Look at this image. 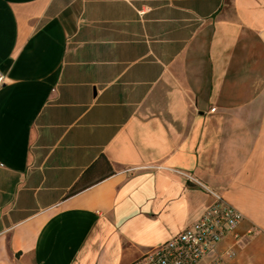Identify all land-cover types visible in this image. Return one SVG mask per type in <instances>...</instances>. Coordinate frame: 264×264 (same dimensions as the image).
Instances as JSON below:
<instances>
[{"label":"crops","instance_id":"crops-1","mask_svg":"<svg viewBox=\"0 0 264 264\" xmlns=\"http://www.w3.org/2000/svg\"><path fill=\"white\" fill-rule=\"evenodd\" d=\"M0 73V264H131L203 187L264 264V0H0Z\"/></svg>","mask_w":264,"mask_h":264},{"label":"built area","instance_id":"built-area-1","mask_svg":"<svg viewBox=\"0 0 264 264\" xmlns=\"http://www.w3.org/2000/svg\"><path fill=\"white\" fill-rule=\"evenodd\" d=\"M5 83V76L0 73V89ZM203 188L213 203L201 218L131 264H199L210 256H214L216 264H223L225 259L235 257L234 250L221 251L219 246L227 238H232L234 243L239 242L237 229L244 217L218 193Z\"/></svg>","mask_w":264,"mask_h":264}]
</instances>
